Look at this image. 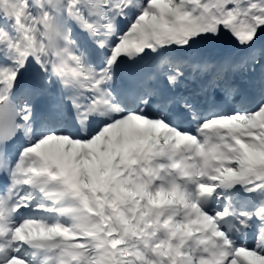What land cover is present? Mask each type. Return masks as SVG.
<instances>
[{"label":"bare ground","instance_id":"6f19581e","mask_svg":"<svg viewBox=\"0 0 264 264\" xmlns=\"http://www.w3.org/2000/svg\"><path fill=\"white\" fill-rule=\"evenodd\" d=\"M235 15L237 17H240V10H236ZM218 22H212L211 25L208 27H205L198 31L197 33L192 32V30H187L180 36H173L171 37H166L164 36V39H162L161 44L157 45L156 43H151V42H145V45L140 46L141 49L144 50H152V49H159L162 52H166L167 54H170L171 57H176V51L179 49H187L192 43L196 42H201L205 45H208L209 47L217 46L218 44L222 45H232L234 43L233 41L235 40V33H241V30L238 29L239 26H236L235 23L232 21L228 24V29H225V25L222 24L221 20ZM241 23V22H240ZM155 31H160L162 34V29L160 25L156 24L154 25ZM234 32V33H233ZM140 49V48H139ZM118 53V51H116ZM60 56V55H59ZM44 59V58H43ZM51 59V58H49ZM62 59V58H61ZM45 60V59H44ZM64 61V60H63ZM37 63V69H39V78H42L47 74V72L44 69H41V66L38 61ZM22 64V63H18ZM40 67V68H39ZM71 69L75 70L73 66H71ZM210 70L214 68H209ZM42 82V87H46L47 85L41 80ZM84 83V82H83ZM4 84H6L8 87L10 86V83L5 81ZM86 85V84H84ZM2 97V92L0 91V99ZM139 125L142 126L143 129V134L144 139L148 140L152 134L153 131V124L151 121L141 119L139 122ZM19 236H13L14 241L19 240Z\"/></svg>","mask_w":264,"mask_h":264},{"label":"rangeland","instance_id":"374dc122","mask_svg":"<svg viewBox=\"0 0 264 264\" xmlns=\"http://www.w3.org/2000/svg\"><path fill=\"white\" fill-rule=\"evenodd\" d=\"M14 1L16 4V7H14V9L17 12L23 11L24 14L27 16V19H29L30 26L33 27L35 31L39 34V41H38L39 45H42V40L45 37L42 33V29L50 28V30H52L55 28L57 42L59 43V41L63 39V35L60 34L59 31L64 20L63 19L64 14L58 13L57 16L56 15L54 16L50 13L46 14L42 9H40V11L37 12L34 11V7L25 4L24 0H20L19 2L18 0H10V2H14ZM210 1L211 2L208 4V6L201 12V15H197V12L199 11L200 8L196 4L191 5L188 14L187 15L185 14V19H190V18L195 19L194 24H192L193 27H196L198 24L202 23V21L206 18L207 21L211 20L210 16L214 13V10L216 9V4L214 3L215 0H210ZM6 18L8 21H11V19L13 18L10 14H8V11L6 12ZM171 18H172L171 20H174L175 16H172ZM158 19L159 18L157 17L156 20ZM185 23L188 24V22ZM253 26L259 27V25H253ZM16 45L17 46L19 45L17 41H16ZM13 55L17 56V51H14ZM39 148L42 151H46L48 149V144L46 146H40ZM62 207L67 208V206L64 207L63 205ZM74 217L77 218L79 217V215H75ZM67 218H69L68 215Z\"/></svg>","mask_w":264,"mask_h":264}]
</instances>
